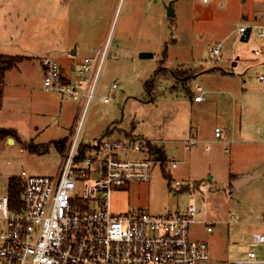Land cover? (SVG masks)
<instances>
[{"label":"rangeland","instance_id":"obj_1","mask_svg":"<svg viewBox=\"0 0 264 264\" xmlns=\"http://www.w3.org/2000/svg\"><path fill=\"white\" fill-rule=\"evenodd\" d=\"M135 1L119 0L109 28L107 23L106 42L112 45L101 64L95 95L82 114L79 144L142 132L165 156L127 152L129 157H148L150 175L113 188L112 211L174 212L195 200L200 213L198 221L189 224V235L206 240L209 253V259L200 264H234V260H245L249 250L264 258V244L251 243L254 231H264L260 222L264 212V85L256 78L257 73H264V64L255 67L264 55L259 58L252 53L256 48L264 53V37L257 36L256 26L247 41L240 40L237 32L238 25L253 15L255 22L261 20L264 0H256L260 6L255 8V0H175L174 15L167 14L169 0ZM138 12L144 17L141 22L133 19ZM0 19V52L23 56L20 61L11 59L1 79L0 127L12 128L18 135L11 144L0 140L1 194L6 192L8 178L20 177L22 170L55 177L74 133L78 100L45 90L42 58L49 56L64 65L67 57H73L80 66L85 56L95 55L82 40V0H0ZM136 32L145 36L152 57L141 58L142 51L133 49L142 39ZM218 42L216 58L209 46ZM119 43L127 46L116 47ZM72 49L75 54H70ZM163 50L168 52L166 64L159 61ZM210 73L231 76L239 83L230 94L211 91L204 94L206 101L195 104L193 95L201 92L198 85H217ZM91 74L92 70L83 71L86 78ZM150 79L153 89L148 92L144 81ZM103 95L110 97L109 102H103ZM219 96H228V104H216ZM215 125L223 129L221 139L226 142L217 141ZM190 137L197 142L187 146L184 140ZM30 144L37 147L30 150ZM256 168L261 174L239 189L232 184L237 176L229 180L230 172L241 176ZM176 180L206 187L191 193L187 186L176 189ZM84 184L78 183L77 190ZM203 219L212 221L211 231L199 221Z\"/></svg>","mask_w":264,"mask_h":264},{"label":"built area","instance_id":"obj_2","mask_svg":"<svg viewBox=\"0 0 264 264\" xmlns=\"http://www.w3.org/2000/svg\"><path fill=\"white\" fill-rule=\"evenodd\" d=\"M254 26L257 36L264 37V14L250 26L251 31ZM246 29L247 25H240L237 32L243 35ZM220 47V42L210 46L211 56L219 58ZM107 49L106 42L99 55L83 58L81 78L75 83L62 81L56 60L42 58L44 87L81 101V111L58 174L32 175L22 170L19 208L10 207L7 190L0 194V264H200L209 259L207 241L189 235V224L198 221L200 213L195 200L174 212L112 211L113 188L150 175L151 160L129 157L127 152L152 151V140L130 133L104 136L80 152L82 114L95 95ZM252 53L259 58L264 55L257 48ZM87 70H92L89 78L83 76ZM256 78L264 85V73ZM197 87L201 92L194 95L195 101L203 99L204 90ZM102 100L109 102L110 97L103 95ZM222 133L219 127L214 128L216 137ZM196 142L193 137L184 140L187 146ZM178 164L173 161L174 166ZM82 182L85 184L78 191L77 184ZM192 183L176 180L174 185L176 189L187 186L191 193L206 187ZM199 221L207 231L212 230V221ZM260 222L264 224V212ZM251 243L264 244V231H254ZM243 261L264 264V258H257L254 250L247 252L245 260L233 263Z\"/></svg>","mask_w":264,"mask_h":264},{"label":"crops","instance_id":"obj_3","mask_svg":"<svg viewBox=\"0 0 264 264\" xmlns=\"http://www.w3.org/2000/svg\"><path fill=\"white\" fill-rule=\"evenodd\" d=\"M59 1H62V0H59ZM209 1H207V2H209ZM221 1L222 0H220V2ZM148 2H149L148 0H136L135 1V3H140V4H148ZM118 4H119V0H82V40H83V44L84 45H88L89 46V50L91 52H93L92 55L97 56L104 49V46H105L106 41L108 39V37H107L108 36V30L107 29L111 26L112 19H113V14H115V11L117 9ZM253 5H254V8L257 5L260 6V4L256 0H255V4L253 3ZM84 7H85V9H84ZM255 18H256L255 15H253V17L251 19L247 20L246 22L240 23L238 25V27L240 25L251 26V25H253L255 23H258L257 21L256 22L254 21ZM133 19H135V21H137V22H141V20L142 21L144 20V17L142 16V14H140L138 12L137 14L135 13L133 15ZM2 23H3V20L0 19V27H1ZM87 23H89V24H87ZM107 23L109 25L108 28H106L107 27ZM93 31H95L97 33L94 34ZM135 34H136L135 36H138L139 38H142L141 32H136ZM144 38H145V36L141 39L140 44L137 47L133 48L134 50L142 51V52L143 51H148V52L151 51L149 46L145 45L146 41L143 40ZM111 45H112V41L110 42L109 47H111ZM118 46L124 48L127 45H124L123 43H119L118 45H116V47H118ZM210 46H212V45H210ZM46 52L50 53L49 50H47ZM51 52L56 53V50H51ZM61 52L64 53L63 51H61ZM53 53H51V54H53ZM0 54L8 56V54H6L4 52H0ZM70 54H72V53L70 52ZM152 56H153V51H152ZM85 57H87V56H85ZM90 57H93V56H90ZM139 57H141V56L139 55ZM72 58L69 59L67 57V60H69V61H67V63H65L64 65L61 64V63H59V65H60L62 81L75 83L81 78V73H80L81 65L78 66V64H76L75 60H73ZM141 58H149V57H141ZM167 58H168V52H167V54L165 53V56L163 57V59L159 60L160 63L161 64H166ZM238 58L239 57H236L234 59L235 61L232 62L233 66L237 63ZM261 63L264 64V61L257 63V65H255V67H258V68L261 67L260 66ZM77 66H78V69H77ZM41 67H42V65H41ZM161 68H163V66ZM164 68H165V66H164ZM261 72H264V71H261ZM210 75H213L215 77V79L217 81V85L210 84V85L207 86V88H202L199 85L202 88V90H204L203 99L199 100V101L193 100V102L195 104H200V103H203L204 101H206V96L204 94L205 93H210L211 91L223 92V93H227L228 92V94H230L231 93V88L235 87L233 85H235V84L237 85L239 83V80L233 79L231 76H228V77H226V76H218V74H216V73H210ZM45 90H47V89L45 88ZM47 91H50V90H47ZM198 93L199 92H195L194 94L196 95ZM67 97H69V96H67ZM228 100H229L228 96H224V97L219 96L218 98H216V104H221L222 103L221 106L222 105L224 106V102L226 104H228V102H227ZM77 106H79V108H80L79 109V113H80V111H81V101L78 100ZM76 119H77V117H76ZM216 127L221 128L219 125H215L214 126V128H216ZM0 128H7V127H0ZM221 130L223 132L222 128H221ZM140 134H142V132H140ZM222 135H223V133H222ZM17 136L18 135L16 133L13 136H7V137H5L3 139V142L11 144V143L15 142V139H16ZM221 136L220 137H216L215 136L217 138V141L223 142V143L226 142L225 139H221ZM8 137H12L13 138V142L10 143L8 141ZM60 140H62V139H60ZM150 140H152V139H150ZM229 140H231V139H229ZM152 141L154 142V140H152ZM262 141L264 142V138H263ZM163 152H165V151H163ZM252 174H259L260 175L261 172H259V169H257V168L255 169V171L247 173L246 175H241V176H238V175L230 172L229 173V180H231L232 176L233 177L237 176L236 178L239 179V178H243V177H246V176L252 175Z\"/></svg>","mask_w":264,"mask_h":264},{"label":"trees","instance_id":"obj_4","mask_svg":"<svg viewBox=\"0 0 264 264\" xmlns=\"http://www.w3.org/2000/svg\"><path fill=\"white\" fill-rule=\"evenodd\" d=\"M163 54L165 56V50H163ZM23 56L20 55H14L12 57H8L6 55L0 54V98L2 94V88H1V79H3L4 72H5V67L8 65V63L13 60L20 61L22 60ZM153 80H146L144 81V87L148 92H150L153 89L152 86ZM15 132L11 128H0V140L4 139L7 136H13ZM88 144H81L80 145V152H84L87 149ZM37 147L36 144H30L29 149L34 150ZM151 150L157 154V157L159 158H164V152L162 149L159 147H156V145L151 146ZM231 179H234L233 176ZM23 189L22 181L21 178L18 176H10L7 181V193L9 196V202H10V207L11 208H19L21 206V199H20V194ZM183 189V188H182ZM181 189V190H182ZM186 190V188H184Z\"/></svg>","mask_w":264,"mask_h":264},{"label":"water","instance_id":"obj_5","mask_svg":"<svg viewBox=\"0 0 264 264\" xmlns=\"http://www.w3.org/2000/svg\"><path fill=\"white\" fill-rule=\"evenodd\" d=\"M173 1L175 0H169L166 4V11H167V14L168 15H174V9H173ZM250 31H251V27L250 26H247V29H246V32L240 36V40L242 41H247L248 38H249V35H250ZM72 54L75 53V50L73 49L71 51ZM140 56L141 57H151L152 56V53L151 52H147V51H143V52H140ZM234 64V63H233ZM8 141L9 142H13V138L12 137H8ZM259 176V174H252V175H248L246 177H243V178H239V179H235L232 181V184L234 185V187L236 189H239V187L243 184H245L246 182H248L249 180L255 178Z\"/></svg>","mask_w":264,"mask_h":264}]
</instances>
